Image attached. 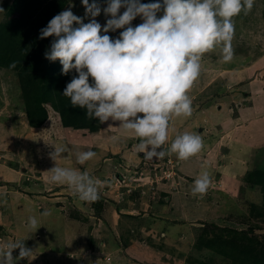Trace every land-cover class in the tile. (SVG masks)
Segmentation results:
<instances>
[{"label": "rangeland", "instance_id": "obj_1", "mask_svg": "<svg viewBox=\"0 0 264 264\" xmlns=\"http://www.w3.org/2000/svg\"><path fill=\"white\" fill-rule=\"evenodd\" d=\"M92 2L89 0V3ZM96 2L103 9L107 7L108 0ZM68 8L75 15L85 17L82 0H0V26L15 11H21L20 40L26 41V44H37L38 49L42 46L41 56H45L54 37L40 39V30L55 15ZM125 10L121 8L120 14ZM162 14L163 11L158 13V17ZM110 18L101 11L95 19L104 26ZM84 22H90V18H85ZM141 23L143 20L138 16L132 21V26ZM234 24L233 60L223 62L219 48L203 57L201 75L189 93L193 113L187 118L173 119L163 150L167 151L177 135L189 132L199 134L203 139L204 148L199 157L214 153L213 157L220 158L212 142L213 138H220V134L215 133V123L218 124L216 120L222 117H217L220 112L224 115L232 112L228 111V107L234 104V99L223 105H218L217 100L226 95L244 94L258 84L264 89V0H254L252 10L247 13L242 11L234 18ZM28 30H38L39 35L37 38L27 37ZM123 30L117 29L107 34L116 39ZM36 51L32 47L34 54L28 53V56L36 57ZM49 67L52 69L49 71L65 86L60 92L53 90L50 94L45 91L46 88L43 89L40 99L47 103L43 108L49 111L51 119L41 124V119L35 114L32 117L26 107L19 69L0 66V248L9 242L23 241L33 251L30 257L19 258V249L14 250L13 264H242L243 256L238 258L233 249L227 251L224 248L225 253H221L202 245L209 237L224 236V228L245 230L252 245L264 244V218L258 217L260 209L264 212V185L249 184V175L255 173L257 168L264 173V145L254 151L252 147L244 151L247 167L245 175L241 176V183L245 185L244 195L236 202L239 204L236 212L227 217L228 225L218 224L217 227L221 229L215 226L209 228L214 223L201 226L192 217L191 221L180 219V223L168 227L175 230L180 225V230L184 229L181 230L184 236L180 239L175 233L160 234L159 230L153 228L154 223L141 218L145 214L142 210L148 208L149 196L159 198L161 191L158 184L171 182L169 187L175 185L173 177L167 179L164 176L170 172L174 178L179 175L177 162L180 159L176 154L165 155L163 158L145 160L144 163L138 161L135 172L123 171L121 159L133 152L136 155L139 153V138L125 133L116 121L101 124L96 119L85 120V123L76 120V110L85 115L86 110L73 107L70 98L67 101L71 106L63 110V117L59 115L61 103L56 99L65 100L62 94L66 87L65 80L70 82L78 74L73 71L63 75L59 60L51 61ZM243 87H246L245 91ZM33 111H38L37 105ZM76 121L81 123L80 128L66 126ZM88 123H91V128ZM237 127L229 125L220 130L225 134V141H218L215 146L218 149L227 146L226 140L233 145L232 138L238 135L247 142V134L251 143L252 131L245 128L239 131ZM60 146L65 147L66 151L56 160L59 166L87 171L105 182L99 190V200L81 201L67 185L50 180L52 173L49 170L56 163L51 153L55 151L54 147ZM88 150L95 151L96 157L80 165L76 154ZM106 156L111 158L109 167L104 160ZM243 163L240 162L239 168ZM238 211L243 215H237ZM45 212L48 214L44 215ZM29 216L38 219L39 229L28 227ZM140 218L148 222L144 223ZM144 228L154 229L150 237L144 234ZM205 230L211 231L207 237ZM238 234L233 235V240L242 236ZM202 235L204 239L199 243ZM155 247L162 252H149L146 255L149 249Z\"/></svg>", "mask_w": 264, "mask_h": 264}, {"label": "clouds", "instance_id": "obj_2", "mask_svg": "<svg viewBox=\"0 0 264 264\" xmlns=\"http://www.w3.org/2000/svg\"><path fill=\"white\" fill-rule=\"evenodd\" d=\"M82 4L85 17L68 8L40 30V39L54 37L45 58L59 60L63 75L78 74L62 94L73 107L86 110L89 119L101 124L119 122L125 133L139 138L137 147L146 160L171 154L180 160L197 156L204 142L196 133L177 135L167 151L162 146L168 142L173 119L193 113L189 93L201 75L203 57L219 48L223 62L233 60L234 18L251 11L254 0H108L103 9L96 0H82ZM121 8L126 9L122 15ZM101 11L111 17L104 26L95 19ZM138 16L143 23L133 27ZM85 18L90 22L85 23ZM117 29H124L118 38L107 34ZM54 148L51 158L56 162L66 148ZM96 155L92 150L82 151L76 159L84 165ZM49 171L52 182L67 185L81 201L99 200L105 182L87 171L61 167L57 162ZM211 184L209 173H201L192 194L203 196ZM28 227L40 228L35 216L28 217ZM17 249L19 258L33 252L23 241L9 242L0 248V264H13Z\"/></svg>", "mask_w": 264, "mask_h": 264}, {"label": "crops", "instance_id": "obj_3", "mask_svg": "<svg viewBox=\"0 0 264 264\" xmlns=\"http://www.w3.org/2000/svg\"><path fill=\"white\" fill-rule=\"evenodd\" d=\"M245 89L246 87H243V91H245ZM263 95L264 89L258 84L257 86H252V88L250 90L248 89L244 94L236 93L235 95H226L217 100L218 105H223L228 104V101L234 99V104H230L231 106L228 107V111L232 110V112H226L225 115L220 112L217 117H222L216 120L219 121L218 124L217 122L215 123V125H217V132L215 133L216 135L220 134V138L219 140L218 138H213L212 142L216 148L215 152L221 155L220 158L213 157L214 153H210L203 157H199L200 154H198L188 160H179V162H177L179 163V175L177 174L178 176H175V178L172 176V181H174L175 185L171 184L172 186L169 187L171 182L158 184V189H160L161 194H158V199H152L151 196H149L147 202V204H149L147 206L148 208H143L142 211L145 214H143L141 218L149 219L148 221L154 223L153 228L159 230L160 234L175 233L178 239L184 236L181 231L184 229L180 230L181 226L177 225V232V227L175 230H169L168 227L171 228L172 225L180 223V219L191 221V218L195 217L197 220L195 221L200 222L201 226L205 223L228 225V222H226L227 217L230 213L234 214L236 212V208L239 207V204L236 202L244 195L243 191L245 185L241 183V176L245 175L247 169L245 166L246 156L244 151H249L250 147H252L254 151L257 147L264 145ZM227 97L229 98L227 99ZM222 99H225L224 102H220ZM229 125L238 126L237 129L239 131H243L244 128L245 130H251L253 133L251 143L248 142V134L247 142H245L246 139H242V136L238 135L232 138L233 142L231 143H233V145H230L226 140L227 146H220L221 148L218 149V146H215L217 142L225 141V138L223 139V135L225 134L220 130L226 129ZM252 142H255V144L253 145ZM134 146H136V144ZM252 150L251 154L253 152ZM104 160H106L105 162L109 167L111 158H107L106 156ZM145 160L142 152L139 151L137 155L136 152H133L126 156L125 159H121V162H123L121 169L128 173L131 171L135 172L134 169L137 167L138 161L144 163ZM241 161L244 163L243 166L239 168ZM205 171L208 172L211 177V187L203 196H194L192 194L194 182L196 178ZM194 212L196 215L193 214ZM130 214L131 213H129V215ZM240 214L243 215L238 211L237 215ZM131 216L133 217V215ZM141 218L139 220H143ZM148 221L143 220L144 223ZM153 230L143 229L147 237L152 235H150V233H152ZM160 251L162 252L160 248L155 247L149 249L146 255L149 254V252H154L156 254L158 252L160 254Z\"/></svg>", "mask_w": 264, "mask_h": 264}, {"label": "trees", "instance_id": "obj_4", "mask_svg": "<svg viewBox=\"0 0 264 264\" xmlns=\"http://www.w3.org/2000/svg\"><path fill=\"white\" fill-rule=\"evenodd\" d=\"M157 0H141L142 3H152L156 2ZM19 10H17L18 12ZM15 13L12 14V16L8 19L6 23L1 24L0 26V66H7L9 68L10 65L15 62V69H19L20 71V82L21 87L24 92V101L26 103V107L29 109L30 115L32 114V117L37 115L41 119V124H44L47 120L51 119V116L49 117V111L47 112L46 109H44V105L47 104L43 102L40 97H42V91L44 88L45 91H47L49 94L53 92V90H57L60 92L61 89L64 88V84H62L59 81V78L54 75L53 72H50L49 65L51 64V61L46 59L45 56H41L42 54V46L37 48V44H26L25 42H22L21 39V31H20V18L22 17L21 11H19V14ZM42 29V28H41ZM38 30H28L26 31L27 37H35L37 38ZM32 45V46H31ZM32 47H35L37 49L36 51V57H30L28 56V53L34 54V52H31ZM52 71V69H51ZM48 72H50V75H48ZM66 85L69 80H65ZM63 91V90H62ZM63 93V92H62ZM60 95V93H59ZM67 98L65 96V100L58 98L56 99L58 103H61V107L59 108V115H62L63 110L65 111L67 108L71 106L67 101ZM62 100V101H61ZM42 101V102H40ZM38 111H33V109L36 107ZM80 109V108H79ZM76 120H82V123H85V120L88 121V117L81 113V111L76 110L75 117ZM63 121L64 119L61 118ZM64 124V123H63ZM89 127L91 128V123H88ZM81 123H77V121L74 124H68L67 127H76L80 128ZM35 127V126H34ZM41 154V153H40ZM261 162V161H260ZM249 184L251 186L256 185H264V173L259 168L255 170V173H252L249 175ZM257 206V205H256ZM262 208H264V203ZM260 209V208H259ZM262 209L258 212V217L264 218V212H261ZM205 225V224H204ZM209 228H212L217 225L211 224ZM211 232L209 230H205L204 233H206V237L209 236V233ZM224 233H226L224 236L218 235L214 238H210L205 240V242L202 244L205 248L221 251V253H225L224 248L233 249L237 253V257L243 258L242 264H264V244H251V239L247 236V232L245 230L239 231L235 230V228H224ZM222 233V232H221ZM242 234V236L238 240H233V235L235 234L238 236L239 234ZM205 237V238H206ZM202 239H204L203 235L199 238V243H201ZM255 242V240H254ZM257 243V242H256ZM221 248V249H220ZM228 253V252H227ZM240 254V255H239ZM233 255V253H232Z\"/></svg>", "mask_w": 264, "mask_h": 264}, {"label": "built area", "instance_id": "obj_5", "mask_svg": "<svg viewBox=\"0 0 264 264\" xmlns=\"http://www.w3.org/2000/svg\"><path fill=\"white\" fill-rule=\"evenodd\" d=\"M172 176H173V173L172 172H170V174H168V175H166L165 174V176L164 177H166L167 179H170V178H172ZM1 247V246H0Z\"/></svg>", "mask_w": 264, "mask_h": 264}]
</instances>
